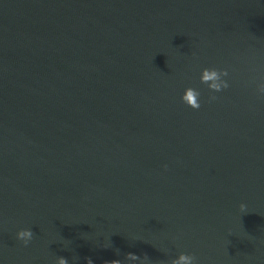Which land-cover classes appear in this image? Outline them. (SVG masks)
Masks as SVG:
<instances>
[{
    "label": "water",
    "instance_id": "obj_1",
    "mask_svg": "<svg viewBox=\"0 0 264 264\" xmlns=\"http://www.w3.org/2000/svg\"><path fill=\"white\" fill-rule=\"evenodd\" d=\"M261 84L264 0H0V264H264Z\"/></svg>",
    "mask_w": 264,
    "mask_h": 264
},
{
    "label": "clouds",
    "instance_id": "obj_2",
    "mask_svg": "<svg viewBox=\"0 0 264 264\" xmlns=\"http://www.w3.org/2000/svg\"><path fill=\"white\" fill-rule=\"evenodd\" d=\"M223 74L226 76L228 75L227 71L225 70ZM202 83L208 85L209 89L219 92L222 88H228V83L224 80H220V76L218 75L217 70L205 68L202 70V75L200 77ZM212 81L211 84L208 82ZM219 81V82H217ZM261 93H264V84H261L258 89ZM200 92L197 89L192 87H188L185 89L184 94L182 95L181 99L184 103L190 106L193 109H199L201 107L200 100H199ZM210 99H216L215 96L211 97ZM165 167H167L165 165ZM246 208L245 204H240V210L243 212ZM17 238L22 240L25 245L33 238V231L31 229H22L17 233ZM128 257L130 259H137L138 257L132 253H128ZM147 259V256H145ZM196 257L191 254H184L181 253L179 255L178 260H173L171 264H194ZM59 264H68L66 258L60 257ZM87 264H92L91 258H87ZM111 264H119V261H112Z\"/></svg>",
    "mask_w": 264,
    "mask_h": 264
}]
</instances>
